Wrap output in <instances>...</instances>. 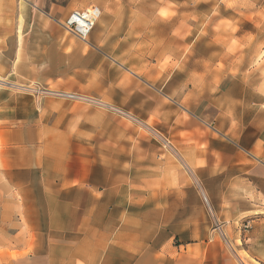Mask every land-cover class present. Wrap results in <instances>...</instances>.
<instances>
[{
  "label": "crops",
  "instance_id": "0c3cea01",
  "mask_svg": "<svg viewBox=\"0 0 264 264\" xmlns=\"http://www.w3.org/2000/svg\"><path fill=\"white\" fill-rule=\"evenodd\" d=\"M8 2L18 14L0 2L14 21L0 36V77L102 107L25 95L0 110V264H264L263 140L235 136L258 116L239 109L232 82L197 73L188 85L181 67L158 77L97 30L82 43L26 25L33 0ZM116 111L153 134L167 116L172 138L143 142Z\"/></svg>",
  "mask_w": 264,
  "mask_h": 264
},
{
  "label": "rangeland",
  "instance_id": "374dc122",
  "mask_svg": "<svg viewBox=\"0 0 264 264\" xmlns=\"http://www.w3.org/2000/svg\"><path fill=\"white\" fill-rule=\"evenodd\" d=\"M0 2L7 7L4 11L7 17L11 15L12 18H16L17 6L8 5V0ZM33 2L39 9L26 13V25L33 22L37 28H60L67 32L63 24L73 11L96 7L101 15L93 30L102 33L109 49L123 62L130 65L141 63L147 70L149 63L157 64L158 77L167 69L181 67L182 76L189 79L188 85L192 84V79L197 73H205L207 83L213 81L217 83L219 79L227 83L232 82L235 96L239 99V109H243L244 115L245 111H248V115L258 116L247 127V132L243 130L235 136L241 137V143L247 147L253 146L256 138H262L261 147L264 148V0H33ZM4 12L1 7L0 36L3 35L5 27L14 24L11 19L5 22ZM3 48V44L0 43V55L4 53ZM179 62H182L183 66H180ZM0 81L2 111L15 106L20 107L19 97L25 95L37 100L57 99L78 105L89 103L94 107H102L98 102L82 95L51 91L38 83L12 85L1 77ZM49 92L79 96L81 99L68 100L55 97ZM10 94L12 96H9ZM117 114L122 115L119 112ZM122 117L138 127L137 131L141 132L143 142L154 137L158 142L167 143L166 137L172 136L166 135L171 124L167 116L158 118L156 128L161 134L151 133L148 122L145 124L124 115ZM17 137L13 134V141L19 144ZM17 146L8 145L9 157L17 153ZM4 147L0 141V155ZM262 148L259 147V152H262ZM255 152L260 154L258 151ZM207 217L214 222L212 214L208 211ZM248 229L242 227L243 231Z\"/></svg>",
  "mask_w": 264,
  "mask_h": 264
},
{
  "label": "built area",
  "instance_id": "2783aa9c",
  "mask_svg": "<svg viewBox=\"0 0 264 264\" xmlns=\"http://www.w3.org/2000/svg\"><path fill=\"white\" fill-rule=\"evenodd\" d=\"M101 12L96 7H91L89 9L83 11H73L66 21L63 24V28L75 38L80 40L81 42H85L95 27L96 22L98 21ZM51 95L57 97H63L68 100H79L81 99L79 96H73L69 94L57 92H49Z\"/></svg>",
  "mask_w": 264,
  "mask_h": 264
}]
</instances>
